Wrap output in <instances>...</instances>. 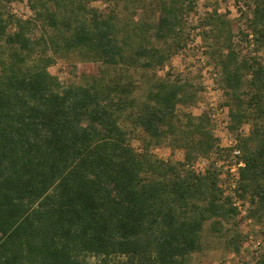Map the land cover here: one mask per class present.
I'll return each mask as SVG.
<instances>
[{"label":"trees","instance_id":"16d2710c","mask_svg":"<svg viewBox=\"0 0 264 264\" xmlns=\"http://www.w3.org/2000/svg\"><path fill=\"white\" fill-rule=\"evenodd\" d=\"M25 1L28 17L12 10ZM198 1L0 0V264H195L207 224L239 264H264V0H236L235 17L211 5L198 34L257 255L221 170L196 166L221 155L208 112L179 111L201 101L200 75L171 67Z\"/></svg>","mask_w":264,"mask_h":264},{"label":"built area","instance_id":"2783aa9c","mask_svg":"<svg viewBox=\"0 0 264 264\" xmlns=\"http://www.w3.org/2000/svg\"><path fill=\"white\" fill-rule=\"evenodd\" d=\"M238 5L239 7H243L241 2H238ZM30 13L32 14L31 11ZM205 14L206 9L198 1L197 14L193 15L189 19L190 25L195 27V29L192 30V40L189 46L185 48L179 55L192 60L193 63L191 66V72L193 74L200 75L202 91L200 92L201 101L199 103V110L200 112H208L209 114L213 133L219 139L221 155L210 153L209 156L200 158L196 163V166L203 168L210 163H214V166L221 170V179L223 180V189L225 194L233 198V205L239 209L240 216L245 218L242 228L244 231L246 230L245 234L247 235L248 242L252 245V251H254V253L257 255L260 249V240L249 232V228L253 222L250 218H246L248 215L249 205L247 202L239 199L235 193L237 182L239 180V169L244 167L245 163L240 158L242 152L238 147L236 134L231 132L229 129V108L225 105L223 91L215 81V71L210 65H208V60L204 55L205 49L201 47V38L198 35L202 28L200 26V20L205 16ZM260 55L264 59V50L260 53ZM169 69L170 67L167 66L164 70L159 72L160 75L161 72H164L165 74V72ZM248 131L249 128L246 129L243 127L240 129L239 133L241 135H246ZM160 150L161 148L158 147L154 149V153L158 156V152H160ZM168 159L169 158L165 160Z\"/></svg>","mask_w":264,"mask_h":264},{"label":"rangeland","instance_id":"374dc122","mask_svg":"<svg viewBox=\"0 0 264 264\" xmlns=\"http://www.w3.org/2000/svg\"><path fill=\"white\" fill-rule=\"evenodd\" d=\"M199 2L203 5V7L208 9L211 5L216 4L218 5V9L220 12L229 11L232 17L237 15V7H236V0H199ZM27 2L17 3L12 6V10L14 13L25 16H31L30 10L28 9ZM192 55V52H191ZM68 61H59L56 66H54L51 71L52 73H59L60 79L62 81H66L67 78L71 77L68 72L67 68L69 67ZM192 60L186 58L182 55L175 56L171 61V67L175 69V71H187L191 72ZM203 70V69H201ZM62 71V72H60ZM161 75H164V72H161ZM191 111L194 113H199V106L193 108H184L179 107V111ZM246 129L249 127L246 126ZM135 146L138 148V143H134ZM158 157H162L164 159H172L174 161H180L184 159L183 151L181 150H171L169 148H161L160 152H158ZM258 228V227H257ZM252 228H249V231L252 232ZM246 230L243 233L245 234ZM254 235V234H253ZM255 236V235H254ZM245 247L249 250H252V245L246 240ZM245 254V252L243 251ZM225 263V264H239V258L231 253L230 250L226 248V245L223 240L216 239L213 237L209 232V224L206 225L204 233H203V250L202 252L195 255V264H218V263Z\"/></svg>","mask_w":264,"mask_h":264}]
</instances>
